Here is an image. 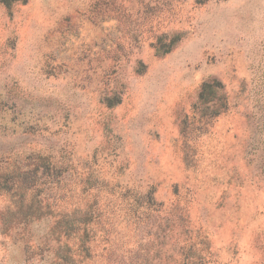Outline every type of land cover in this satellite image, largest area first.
Wrapping results in <instances>:
<instances>
[{"label":"rangeland","instance_id":"374dc122","mask_svg":"<svg viewBox=\"0 0 264 264\" xmlns=\"http://www.w3.org/2000/svg\"><path fill=\"white\" fill-rule=\"evenodd\" d=\"M81 235L264 264V0H0V264Z\"/></svg>","mask_w":264,"mask_h":264},{"label":"trees","instance_id":"16d2710c","mask_svg":"<svg viewBox=\"0 0 264 264\" xmlns=\"http://www.w3.org/2000/svg\"><path fill=\"white\" fill-rule=\"evenodd\" d=\"M208 86L209 85L207 84L205 87H208ZM55 232H56V227H53V229H52V231L50 233L52 235ZM79 241H80V248H79L80 252H76V250H75V253H74L72 251L71 246H69V240L66 239V241L63 243V246H62V248H63L62 254L59 253L57 255L58 259L61 260V264H72V263H74L75 261L72 259V257L74 255L78 256V257L85 256V254H86V252H88L89 248L85 247V244L83 245V243H85L84 235H81L79 237Z\"/></svg>","mask_w":264,"mask_h":264}]
</instances>
